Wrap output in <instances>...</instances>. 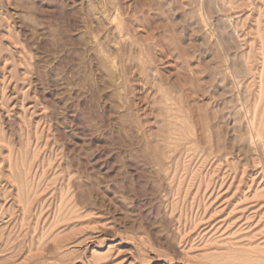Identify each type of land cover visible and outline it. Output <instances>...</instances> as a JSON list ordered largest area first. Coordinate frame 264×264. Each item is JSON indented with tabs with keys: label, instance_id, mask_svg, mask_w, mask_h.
<instances>
[{
	"label": "rangeland",
	"instance_id": "1",
	"mask_svg": "<svg viewBox=\"0 0 264 264\" xmlns=\"http://www.w3.org/2000/svg\"><path fill=\"white\" fill-rule=\"evenodd\" d=\"M0 264H264V0H0Z\"/></svg>",
	"mask_w": 264,
	"mask_h": 264
}]
</instances>
